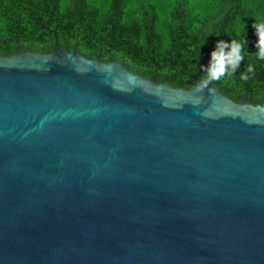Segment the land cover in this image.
<instances>
[{
  "label": "water",
  "instance_id": "water-1",
  "mask_svg": "<svg viewBox=\"0 0 264 264\" xmlns=\"http://www.w3.org/2000/svg\"><path fill=\"white\" fill-rule=\"evenodd\" d=\"M0 264H264V105L0 55Z\"/></svg>",
  "mask_w": 264,
  "mask_h": 264
},
{
  "label": "trees",
  "instance_id": "trees-1",
  "mask_svg": "<svg viewBox=\"0 0 264 264\" xmlns=\"http://www.w3.org/2000/svg\"><path fill=\"white\" fill-rule=\"evenodd\" d=\"M260 20L264 0H0V55L76 49L159 83L190 89L203 79L236 102L264 105ZM217 40L243 44V59L210 80Z\"/></svg>",
  "mask_w": 264,
  "mask_h": 264
},
{
  "label": "clouds",
  "instance_id": "clouds-1",
  "mask_svg": "<svg viewBox=\"0 0 264 264\" xmlns=\"http://www.w3.org/2000/svg\"><path fill=\"white\" fill-rule=\"evenodd\" d=\"M254 31L258 38L255 44V55L257 59L264 61V20H260L254 25ZM243 50L244 45L236 40L230 42L217 40L216 48L210 53L211 59L207 70L208 79L219 80L226 74L230 75L235 72L243 59Z\"/></svg>",
  "mask_w": 264,
  "mask_h": 264
}]
</instances>
